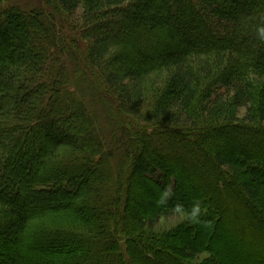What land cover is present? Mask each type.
<instances>
[{"label": "trees", "instance_id": "16d2710c", "mask_svg": "<svg viewBox=\"0 0 264 264\" xmlns=\"http://www.w3.org/2000/svg\"><path fill=\"white\" fill-rule=\"evenodd\" d=\"M45 4L0 0V264H264V0Z\"/></svg>", "mask_w": 264, "mask_h": 264}, {"label": "clouds", "instance_id": "9594fccd", "mask_svg": "<svg viewBox=\"0 0 264 264\" xmlns=\"http://www.w3.org/2000/svg\"><path fill=\"white\" fill-rule=\"evenodd\" d=\"M257 37L261 40L264 41V26L259 27L257 29ZM199 214H200V208L198 205L194 206V208L192 209V212L190 214V219L194 222L198 221L199 218Z\"/></svg>", "mask_w": 264, "mask_h": 264}, {"label": "rangeland", "instance_id": "374dc122", "mask_svg": "<svg viewBox=\"0 0 264 264\" xmlns=\"http://www.w3.org/2000/svg\"><path fill=\"white\" fill-rule=\"evenodd\" d=\"M20 4L27 8H33V7H46V0H18ZM169 225V222H167Z\"/></svg>", "mask_w": 264, "mask_h": 264}]
</instances>
